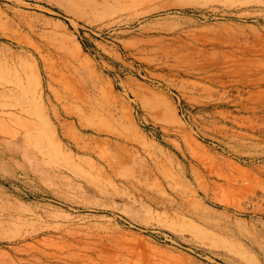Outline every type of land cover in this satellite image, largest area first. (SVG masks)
Wrapping results in <instances>:
<instances>
[{"label": "rangeland", "instance_id": "374dc122", "mask_svg": "<svg viewBox=\"0 0 264 264\" xmlns=\"http://www.w3.org/2000/svg\"><path fill=\"white\" fill-rule=\"evenodd\" d=\"M262 42L264 0H0V264H264V118L160 68ZM66 106L86 152L51 135Z\"/></svg>", "mask_w": 264, "mask_h": 264}, {"label": "bare ground", "instance_id": "6f19581e", "mask_svg": "<svg viewBox=\"0 0 264 264\" xmlns=\"http://www.w3.org/2000/svg\"><path fill=\"white\" fill-rule=\"evenodd\" d=\"M160 68L174 70L172 74L180 78L181 81L194 80L202 86L204 91L217 88L235 93L233 99L209 98L206 102L201 103L198 96L187 94L181 86H173L180 101L184 99L195 104L193 108L197 107L203 113L213 115L212 112L224 114L227 111V113L246 115L245 117L249 120L264 118V42L258 46L246 44L237 48V53L219 59L215 58L213 61H197L180 65L164 62ZM61 114L53 111L46 120L52 137L54 136L56 140L66 138L67 146L71 151L86 152L83 147L74 146L65 133V129L72 128V126L86 127L80 119V110L66 106ZM172 116L181 132L179 135L182 136V133L187 132L189 123L184 121V116L177 118L176 111ZM24 120L25 125L29 127V132H38L36 121L27 118ZM221 121L224 124L228 123L226 116H223ZM244 126V129L248 130V124ZM59 145L62 144L59 143ZM100 256L74 250H66L58 254L45 253V258L50 262L53 261V264H101L103 259Z\"/></svg>", "mask_w": 264, "mask_h": 264}]
</instances>
